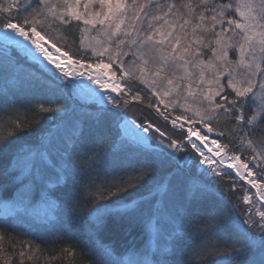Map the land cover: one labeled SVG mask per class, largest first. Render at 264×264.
<instances>
[{"label":"snow or ice","instance_id":"1","mask_svg":"<svg viewBox=\"0 0 264 264\" xmlns=\"http://www.w3.org/2000/svg\"><path fill=\"white\" fill-rule=\"evenodd\" d=\"M0 264H264V0H0Z\"/></svg>","mask_w":264,"mask_h":264},{"label":"bare ground","instance_id":"2","mask_svg":"<svg viewBox=\"0 0 264 264\" xmlns=\"http://www.w3.org/2000/svg\"><path fill=\"white\" fill-rule=\"evenodd\" d=\"M136 115H139V112H136Z\"/></svg>","mask_w":264,"mask_h":264},{"label":"rangeland","instance_id":"3","mask_svg":"<svg viewBox=\"0 0 264 264\" xmlns=\"http://www.w3.org/2000/svg\"><path fill=\"white\" fill-rule=\"evenodd\" d=\"M134 115H136V112L135 113H133Z\"/></svg>","mask_w":264,"mask_h":264}]
</instances>
